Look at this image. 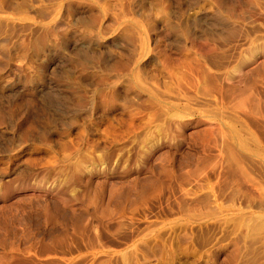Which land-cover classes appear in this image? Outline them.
Instances as JSON below:
<instances>
[{"label": "rangeland", "instance_id": "rangeland-1", "mask_svg": "<svg viewBox=\"0 0 264 264\" xmlns=\"http://www.w3.org/2000/svg\"><path fill=\"white\" fill-rule=\"evenodd\" d=\"M0 264H264V0H0Z\"/></svg>", "mask_w": 264, "mask_h": 264}, {"label": "bare ground", "instance_id": "bare-ground-1", "mask_svg": "<svg viewBox=\"0 0 264 264\" xmlns=\"http://www.w3.org/2000/svg\"><path fill=\"white\" fill-rule=\"evenodd\" d=\"M251 3H255L256 0H249Z\"/></svg>", "mask_w": 264, "mask_h": 264}]
</instances>
